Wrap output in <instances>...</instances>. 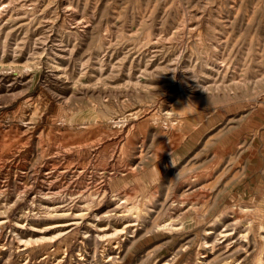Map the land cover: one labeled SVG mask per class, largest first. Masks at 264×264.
Segmentation results:
<instances>
[{
	"label": "rangeland",
	"instance_id": "374dc122",
	"mask_svg": "<svg viewBox=\"0 0 264 264\" xmlns=\"http://www.w3.org/2000/svg\"><path fill=\"white\" fill-rule=\"evenodd\" d=\"M236 263L264 264V0H0V264Z\"/></svg>",
	"mask_w": 264,
	"mask_h": 264
},
{
	"label": "bare ground",
	"instance_id": "6f19581e",
	"mask_svg": "<svg viewBox=\"0 0 264 264\" xmlns=\"http://www.w3.org/2000/svg\"><path fill=\"white\" fill-rule=\"evenodd\" d=\"M46 45V44H45ZM53 48V47H52ZM27 66V65H26ZM195 81V80H194ZM132 84V83H131ZM141 84V83H140ZM11 91V90H10ZM11 93V92H10ZM94 117V116H93ZM120 120V119H119ZM113 121V120H112ZM26 128V127H25ZM2 133V132H1ZM10 162H12V161H10ZM16 162V161H15ZM138 162V161H137ZM112 168V167H111ZM116 169V168H115ZM4 170V169H3ZM9 170V169H8ZM104 170V169H103ZM2 172V171H1ZM105 172V171H104ZM121 172V171H120ZM5 173V172H4ZM105 174V173H104ZM106 177V176H105ZM9 178V177H8ZM106 180V179H105ZM148 180V179H147ZM11 181V180H10ZM2 182V181H1ZM27 185V184H26ZM179 185V184H178ZM24 187V186H23ZM20 188V187H19ZM105 188V187H104ZM103 189V188H102ZM4 191H5V189H4ZM77 193V192H76ZM62 194V193H61ZM64 194V193H63ZM85 195V194H84ZM75 196V195H74ZM62 197V196H61ZM71 197V196H70ZM85 197V196H84ZM181 197V196H180ZM178 200V199H177ZM45 201V200H44ZM49 201V200H48ZM68 201V200H67ZM3 202V201H2ZM47 202V201H46ZM60 202V201H59ZM121 202V201H120ZM9 203V202H8ZM64 203V202H63ZM262 203V202H261ZM54 204V203H53ZM58 204H60V203H58ZM62 204V203H61ZM46 205V204H45ZM66 205V204H65ZM198 205V204H197ZM80 208V207H79ZM260 208V207H259ZM262 210V209H261ZM74 211V210H73ZM174 211V210H173ZM176 211H178V210H176ZM214 211V210H213ZM59 212V211H58ZM63 212V211H62ZM79 212V211H78ZM179 212V211H178ZM67 213V212H66ZM118 213V212H117ZM173 215V214H172ZM174 216V215H173ZM32 220V219H31ZM75 220V219H74ZM36 221V220H35ZM115 221V220H114ZM134 221V220H133ZM44 222V221H43ZM117 222V221H116ZM47 223V222H46ZM168 223V222H167ZM32 224V223H31ZM40 224V223H39ZM112 225V224H111ZM174 225V224H173ZM34 226V225H33ZM42 226V225H41ZM114 226V225H113ZM116 226V225H115ZM121 227V226H120ZM213 227V226H212ZM220 227V226H219ZM38 228V227H37ZM122 228V227H121ZM211 228V227H210ZM221 228V227H220ZM135 229V228H134ZM133 229V230H134ZM126 230V229H125ZM220 230V229H219ZM14 231V230H13ZM31 231V230H30ZM119 232V231H118ZM130 232V231H129ZM228 232V231H227ZM19 234V233H18ZM27 234V233H26ZM104 234H105V232H104ZM130 234V233H129ZM31 235V234H30ZM87 235V234H86ZM108 235V234H107ZM125 235V234H124ZM132 235V234H131ZM20 236V235H19ZM35 236V235H34ZM48 236V235H47ZM100 236H102V235H100ZM105 236V235H104ZM109 236V235H108ZM245 236V235H244ZM29 237V236H28ZM121 237H122V235H121ZM18 238V237H17ZM20 238H22V236L20 237ZM97 238V237H96ZM25 239V238H24ZM37 239H39V238H37ZM51 239H52V237H51ZM55 239V238H54ZM121 239V238H120ZM203 239V238H202ZM224 239V238H223ZM17 240V239H16ZM25 240H27V239H25ZM36 240V239H35ZM116 240V239H115ZM118 240V239H117ZM212 240V239H211ZM220 240H222V239H220ZM24 241V240H23ZM92 241V240H91ZM109 241H110V239H109ZM219 241V240H218ZM18 242V241H17ZM116 242V241H115ZM22 243V242H21ZM24 243V242H23ZM29 243V242H28ZM235 243V242H234ZM27 244V243H26ZM30 244H33V243H30ZM109 244V243H108ZM112 244V243H111ZM122 244V243H121ZM204 244V243H203ZM208 244V243H207ZM115 245V244H114ZM222 245V244H221ZM246 245V244H245ZM122 246V245H121ZM20 247V246H19ZM228 247V246H227ZM4 248V247H3ZM20 249V248H19ZM119 249V248H118ZM49 250V249H48ZM12 251V250H11ZM108 251V250H107ZM200 251V250H199ZM213 252V251H212ZM110 253V252H109ZM113 253V252H112ZM228 253V252H227ZM120 254V253H119ZM201 254H202V252H201ZM206 255V254H205ZM243 255V254H242ZM20 256V255H19ZM239 257V256H238ZM199 260V259H198ZM205 260V259H204ZM263 260V259H262ZM205 262V261H204ZM221 263H223V262H221ZM237 264V263H236Z\"/></svg>",
	"mask_w": 264,
	"mask_h": 264
}]
</instances>
